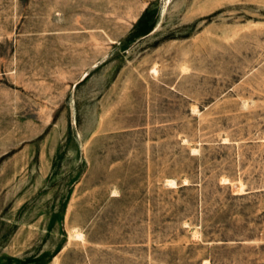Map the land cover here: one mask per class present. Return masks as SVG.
<instances>
[{"label": "rangeland", "instance_id": "obj_1", "mask_svg": "<svg viewBox=\"0 0 264 264\" xmlns=\"http://www.w3.org/2000/svg\"><path fill=\"white\" fill-rule=\"evenodd\" d=\"M0 264H264V0H0Z\"/></svg>", "mask_w": 264, "mask_h": 264}]
</instances>
